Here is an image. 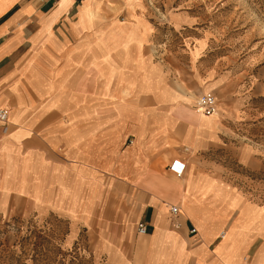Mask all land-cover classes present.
<instances>
[{
    "label": "crops",
    "instance_id": "obj_1",
    "mask_svg": "<svg viewBox=\"0 0 264 264\" xmlns=\"http://www.w3.org/2000/svg\"><path fill=\"white\" fill-rule=\"evenodd\" d=\"M133 1L119 20L110 0H101L95 18L91 0H0V106L9 110L5 131L0 124V195L10 165L0 210L64 221V243L84 234L80 242L103 264H264L257 256L264 208L234 241L245 228L243 208L264 203L206 169L205 152L223 142L229 119L216 106L207 129L195 98L216 96L223 77L193 71L191 78L184 65L158 60L152 28ZM245 157L247 166H260L254 151ZM175 158L184 162L180 174L169 167ZM189 174L218 179L242 198L215 214L206 196L184 202ZM188 190L201 194L194 185ZM187 206L214 220L211 235Z\"/></svg>",
    "mask_w": 264,
    "mask_h": 264
},
{
    "label": "rangeland",
    "instance_id": "obj_2",
    "mask_svg": "<svg viewBox=\"0 0 264 264\" xmlns=\"http://www.w3.org/2000/svg\"><path fill=\"white\" fill-rule=\"evenodd\" d=\"M127 1L129 8L136 4L133 0ZM127 1L110 0L112 7L108 8L112 16L127 19ZM137 1V14L152 28L158 60L170 67L174 63L184 65L191 78H194L193 71L196 74L200 71L201 76L204 74L208 78L223 77L213 91L217 108L222 107L227 112L229 127L224 131L223 142L206 150L205 157L209 160L206 169L245 192L249 199L264 203V0ZM91 2L90 9L96 13L94 18L97 12L101 16L102 9L97 11L101 0ZM137 22L142 24L139 18L132 23ZM196 60L200 61V68ZM199 111L205 127L210 129L212 119L215 120L219 112ZM188 142L182 150L189 153L193 149L186 150ZM187 146L191 148L190 144ZM249 151H254L260 166L244 163ZM9 168L6 162L0 201L5 200L10 188V182L6 181ZM201 181L203 183L199 184ZM184 184L183 201L190 199L193 202L195 198L206 196L207 204L214 207L213 214L219 208L231 210L242 198L239 191L210 176L203 178L198 174L194 178L189 174L184 178ZM191 185L201 194L194 197L195 192H192L191 196L188 190ZM263 208L248 202L241 220L245 228L234 241L239 242L240 237L246 236L249 224L263 214ZM186 210L198 220L197 226L203 235L213 233L214 220L200 209L187 206ZM261 221L264 224V218ZM258 223L260 228L261 223ZM67 231V224L53 216L38 221L22 212L0 210V264H103L91 256L86 242H80L84 234L78 242L66 245ZM244 245L240 244V248ZM257 256L260 263L264 261L263 247Z\"/></svg>",
    "mask_w": 264,
    "mask_h": 264
},
{
    "label": "built area",
    "instance_id": "obj_3",
    "mask_svg": "<svg viewBox=\"0 0 264 264\" xmlns=\"http://www.w3.org/2000/svg\"><path fill=\"white\" fill-rule=\"evenodd\" d=\"M217 106V99L216 96L212 91H205L201 92L196 100L195 107L197 110H204L207 112H213L216 110ZM8 113L9 110L6 106H0V124L2 125V131H5L7 128V122H8ZM170 169H172L174 172L180 174L184 169V162L180 161L179 159L175 158L172 160V162L169 165ZM178 206L176 204H171L169 207V210L172 214V216L177 215L178 213ZM178 222H174L175 226H178ZM147 229V226L144 222H138L137 224V231L138 232H145ZM195 227L190 228V232H194Z\"/></svg>",
    "mask_w": 264,
    "mask_h": 264
},
{
    "label": "bare ground",
    "instance_id": "obj_4",
    "mask_svg": "<svg viewBox=\"0 0 264 264\" xmlns=\"http://www.w3.org/2000/svg\"><path fill=\"white\" fill-rule=\"evenodd\" d=\"M94 12H95V11H94ZM216 111H217V110H215V111H213V112H209V113L214 114ZM186 149H187V150H190L191 148H190L189 146H186ZM221 236H222V238L225 237V231H223V232L221 233Z\"/></svg>",
    "mask_w": 264,
    "mask_h": 264
}]
</instances>
